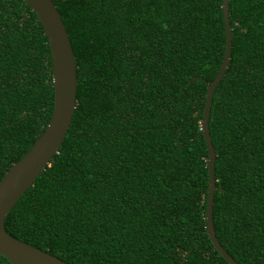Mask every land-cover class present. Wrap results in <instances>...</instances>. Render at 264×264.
<instances>
[{"label":"trees","instance_id":"obj_1","mask_svg":"<svg viewBox=\"0 0 264 264\" xmlns=\"http://www.w3.org/2000/svg\"><path fill=\"white\" fill-rule=\"evenodd\" d=\"M53 1L76 57L77 108L6 232L68 264H229L207 233L202 132L225 57L223 0ZM229 5L231 61L209 119L213 222L239 264H264V0ZM54 107L39 17L0 0V183Z\"/></svg>","mask_w":264,"mask_h":264},{"label":"water","instance_id":"obj_2","mask_svg":"<svg viewBox=\"0 0 264 264\" xmlns=\"http://www.w3.org/2000/svg\"><path fill=\"white\" fill-rule=\"evenodd\" d=\"M37 14L48 39L53 58V85L55 90L54 112L45 132L37 139L34 147L5 174L0 183V255L11 264H68L40 249L11 237L5 229V221L21 198L34 186L41 174L60 153L77 108L78 76L77 62L72 42L62 15L53 0H24ZM230 0H223L226 25V50L221 69L208 84L202 132L205 137L209 158V194L207 205V233L219 254L229 264H239L222 246L215 233L213 222L216 192L215 151L209 129L212 103L217 87L223 80L231 61L232 27L230 24Z\"/></svg>","mask_w":264,"mask_h":264}]
</instances>
